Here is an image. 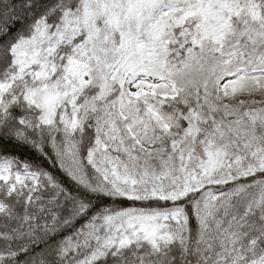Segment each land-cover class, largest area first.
Listing matches in <instances>:
<instances>
[{
  "label": "snow or ice",
  "instance_id": "6c2138e0",
  "mask_svg": "<svg viewBox=\"0 0 264 264\" xmlns=\"http://www.w3.org/2000/svg\"><path fill=\"white\" fill-rule=\"evenodd\" d=\"M0 264H264V0H0Z\"/></svg>",
  "mask_w": 264,
  "mask_h": 264
},
{
  "label": "trees",
  "instance_id": "16d2710c",
  "mask_svg": "<svg viewBox=\"0 0 264 264\" xmlns=\"http://www.w3.org/2000/svg\"><path fill=\"white\" fill-rule=\"evenodd\" d=\"M7 152L22 161L42 166L44 169L52 172L58 179L68 183L63 170L58 167V161L54 163L51 159L41 158L35 150L27 146H16L15 142L7 145Z\"/></svg>",
  "mask_w": 264,
  "mask_h": 264
}]
</instances>
